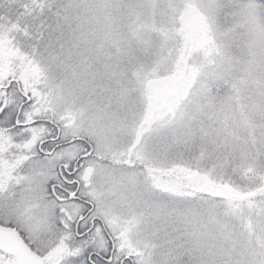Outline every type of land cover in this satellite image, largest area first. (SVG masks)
I'll return each instance as SVG.
<instances>
[{
	"label": "snow or ice",
	"instance_id": "1",
	"mask_svg": "<svg viewBox=\"0 0 264 264\" xmlns=\"http://www.w3.org/2000/svg\"><path fill=\"white\" fill-rule=\"evenodd\" d=\"M0 264H264V0H0Z\"/></svg>",
	"mask_w": 264,
	"mask_h": 264
}]
</instances>
